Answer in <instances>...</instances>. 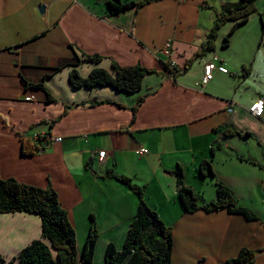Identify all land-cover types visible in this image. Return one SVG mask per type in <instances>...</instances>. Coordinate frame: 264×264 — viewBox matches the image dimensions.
Listing matches in <instances>:
<instances>
[{
  "label": "crops",
  "instance_id": "crops-1",
  "mask_svg": "<svg viewBox=\"0 0 264 264\" xmlns=\"http://www.w3.org/2000/svg\"><path fill=\"white\" fill-rule=\"evenodd\" d=\"M108 1L115 0H0V177L52 186L81 255L94 218L93 264H106L109 244L123 249L139 204L111 171L145 188L149 206L173 231V264H226L244 248L264 264V116L250 112L264 99V0L229 47L223 44L231 23L219 31L216 49L187 71L214 25V11L204 6L221 9L239 0H153L118 16ZM85 55L103 60L85 63ZM113 62L159 74L145 77L133 94L72 85L73 71L83 78L96 69L115 75ZM211 62L218 69L203 84ZM225 126L252 136L217 132ZM22 137L38 147L33 155L23 154ZM216 143L221 147L213 154ZM204 161L214 174L202 173ZM178 166L201 206L217 200L218 180L258 219L227 210L185 211L172 173ZM38 239V216L0 214V255L8 262Z\"/></svg>",
  "mask_w": 264,
  "mask_h": 264
},
{
  "label": "trees",
  "instance_id": "trees-1",
  "mask_svg": "<svg viewBox=\"0 0 264 264\" xmlns=\"http://www.w3.org/2000/svg\"><path fill=\"white\" fill-rule=\"evenodd\" d=\"M152 1L123 2L115 0L108 1L107 5L111 9L112 15L118 16L128 10H138ZM257 1L239 0L226 4L221 9L204 6L206 9L214 11V25L201 50L187 63L184 71H187L205 53L214 51L219 31L228 23H232L223 44L225 48L229 47L231 37L237 29L257 13ZM102 60L103 57L99 55H85L83 62L99 63ZM165 67L171 70L170 63H166ZM113 68L115 75L104 69H96L86 78L81 77L77 71H73L71 74L72 85L75 88L111 86L115 90L133 94L142 89L145 77L159 74L157 70L147 69L140 65L121 67L113 62ZM174 77L176 78V75ZM144 100L145 98H141L133 108L134 117ZM217 132L225 136H252L251 133L237 130L234 126L222 127ZM21 139L24 155H33L38 150V147L30 140L24 137ZM215 147L212 149L213 154L217 149H220L221 144L216 143ZM206 170L214 174L209 161L202 163V173L205 174ZM172 173L176 176L179 198L185 211L192 213L203 209L207 213H213L227 210L232 214L241 215L247 220L258 219L250 209L238 204L231 189L221 181H216L217 200L201 206L199 196L185 182L183 168L178 166ZM108 176L129 187L138 196L139 204L123 249L118 250L114 244H109L106 250V264H173V231L161 220L157 211L149 206L145 188L134 184L128 177L117 175L114 171H111ZM5 213H27L38 216L42 222V239L33 241L12 261L8 262L0 255V264H14L15 261L19 264H93L99 238V229L95 219L92 220L89 238L81 255L78 250L75 227L71 223L68 211L61 205L58 192L52 186L40 188L15 179L0 177V214ZM255 256L256 252L244 248L226 264H256Z\"/></svg>",
  "mask_w": 264,
  "mask_h": 264
},
{
  "label": "built area",
  "instance_id": "built-area-1",
  "mask_svg": "<svg viewBox=\"0 0 264 264\" xmlns=\"http://www.w3.org/2000/svg\"><path fill=\"white\" fill-rule=\"evenodd\" d=\"M164 53L169 56L170 53H171V42H168L167 45H166V48H165V51ZM218 67L215 63L211 62V63H208L205 68H204V78H203V84H207L209 83L210 81L213 80L214 78V72L215 70H217ZM222 71L224 73H228V70L227 69H222ZM250 112L256 116V117H263L264 116V99H260L258 100L257 102H255L251 108H250ZM48 138V137H46ZM46 138L44 137H38L37 139L39 140H46ZM61 139H57V141H60ZM148 151L147 150H140L139 151V154H145L147 153ZM106 156V152L105 151H102L100 152V158L103 160ZM263 196H264V189H263Z\"/></svg>",
  "mask_w": 264,
  "mask_h": 264
},
{
  "label": "water",
  "instance_id": "water-1",
  "mask_svg": "<svg viewBox=\"0 0 264 264\" xmlns=\"http://www.w3.org/2000/svg\"><path fill=\"white\" fill-rule=\"evenodd\" d=\"M44 12V8H41V13H43Z\"/></svg>",
  "mask_w": 264,
  "mask_h": 264
},
{
  "label": "rangeland",
  "instance_id": "rangeland-1",
  "mask_svg": "<svg viewBox=\"0 0 264 264\" xmlns=\"http://www.w3.org/2000/svg\"><path fill=\"white\" fill-rule=\"evenodd\" d=\"M232 24V23H231ZM2 255V253H0Z\"/></svg>",
  "mask_w": 264,
  "mask_h": 264
}]
</instances>
